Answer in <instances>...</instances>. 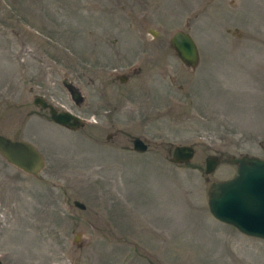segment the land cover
Returning <instances> with one entry per match:
<instances>
[{"label":"rangeland","instance_id":"obj_1","mask_svg":"<svg viewBox=\"0 0 264 264\" xmlns=\"http://www.w3.org/2000/svg\"><path fill=\"white\" fill-rule=\"evenodd\" d=\"M34 95L85 123L53 122ZM0 134L44 160L33 176L0 154L1 264H264V239L206 202L229 156L264 157V0H0ZM174 144L192 157L169 161Z\"/></svg>","mask_w":264,"mask_h":264},{"label":"water","instance_id":"obj_2","mask_svg":"<svg viewBox=\"0 0 264 264\" xmlns=\"http://www.w3.org/2000/svg\"><path fill=\"white\" fill-rule=\"evenodd\" d=\"M169 44L187 67L193 68L197 64V46L186 31H173ZM62 82L71 98L76 101L78 94L75 88L64 80ZM32 102L46 109L53 122L66 128L76 129L84 124L79 115L67 109H57L40 95H34ZM131 144L134 150L146 149V143L138 136L131 139ZM193 152V146L190 144H175L171 147L169 161L185 163L192 157ZM0 154L7 162L33 176L38 175L44 165L40 151L25 139L0 134ZM227 160L236 164L235 172L229 178L208 182V210L216 219L234 226L239 232L264 239V157L243 153L239 156H229ZM218 162V157L205 156L203 172L210 173ZM72 204L84 207L77 199H73Z\"/></svg>","mask_w":264,"mask_h":264},{"label":"flooded vegetation","instance_id":"obj_3","mask_svg":"<svg viewBox=\"0 0 264 264\" xmlns=\"http://www.w3.org/2000/svg\"><path fill=\"white\" fill-rule=\"evenodd\" d=\"M148 30H152V31H155V30H153L152 28H148ZM170 38V37H169ZM124 78V76H120V79H123ZM108 135L109 134H107L106 135V138H108ZM134 136H132L131 138H130V141H131V139L133 138ZM139 137V136H138ZM140 138V137H139ZM142 139V138H141ZM143 140V139H142ZM144 141V140H143ZM145 142V141H144ZM146 143V142H145ZM132 145V144H131ZM131 148H132V146H131ZM146 148H147V143H146ZM134 150V149H133ZM146 150V149H145ZM135 151H137V150H135ZM144 151V150H143Z\"/></svg>","mask_w":264,"mask_h":264}]
</instances>
